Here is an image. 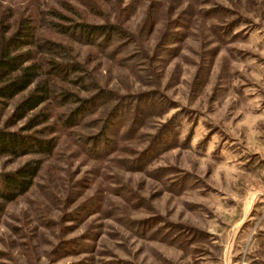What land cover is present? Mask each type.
Masks as SVG:
<instances>
[{
	"label": "rangeland",
	"instance_id": "rangeland-1",
	"mask_svg": "<svg viewBox=\"0 0 264 264\" xmlns=\"http://www.w3.org/2000/svg\"><path fill=\"white\" fill-rule=\"evenodd\" d=\"M5 2L70 46L108 97L71 127L58 115L78 102L51 99L36 128L55 136L52 153L0 156V172L41 159L3 203L0 264H264V0ZM50 21L128 35L103 48ZM95 135L103 150L88 152Z\"/></svg>",
	"mask_w": 264,
	"mask_h": 264
},
{
	"label": "trees",
	"instance_id": "trees-1",
	"mask_svg": "<svg viewBox=\"0 0 264 264\" xmlns=\"http://www.w3.org/2000/svg\"><path fill=\"white\" fill-rule=\"evenodd\" d=\"M13 13L11 5L0 0V156L16 157L30 153L48 156L56 144L55 136H39L38 133L43 132L41 128H36L52 115L47 108L48 101L53 99L58 105L78 102L67 113L58 115L61 126L71 127L81 117L94 111L96 101L108 97V91L93 82H86L91 77L71 53L70 46L37 34L30 16L19 20ZM54 14L59 13L55 11ZM48 27L76 40L103 48L109 45L113 33L121 37L128 35L114 23L58 24L50 21ZM57 81L73 83L84 90L89 86L97 92L82 98L69 87L57 84ZM17 96L19 97L9 117L2 119L9 101ZM23 118L24 123L17 129L8 128ZM51 127L48 132L55 130ZM88 139V152L98 148L103 150L104 145L99 136H90ZM40 163V158H31L13 170L0 172V211L3 203L29 189Z\"/></svg>",
	"mask_w": 264,
	"mask_h": 264
}]
</instances>
